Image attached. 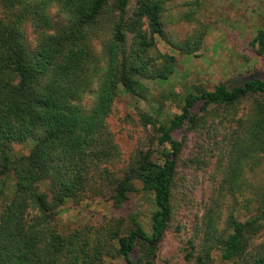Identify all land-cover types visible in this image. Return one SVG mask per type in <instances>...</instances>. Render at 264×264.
Instances as JSON below:
<instances>
[{
  "label": "trees",
  "instance_id": "1",
  "mask_svg": "<svg viewBox=\"0 0 264 264\" xmlns=\"http://www.w3.org/2000/svg\"><path fill=\"white\" fill-rule=\"evenodd\" d=\"M176 1L0 0V264H264V192L257 215L238 217L247 172L264 166L263 76L193 87L173 117L141 113L152 136L128 158L112 129L121 94L146 100V83L174 76L158 38L201 50L202 25L167 35ZM202 2L176 18L196 21ZM251 47L264 58V25ZM138 185L149 231L134 217L61 231L68 202L121 209Z\"/></svg>",
  "mask_w": 264,
  "mask_h": 264
},
{
  "label": "rangeland",
  "instance_id": "2",
  "mask_svg": "<svg viewBox=\"0 0 264 264\" xmlns=\"http://www.w3.org/2000/svg\"><path fill=\"white\" fill-rule=\"evenodd\" d=\"M186 0H178L172 5L171 22L167 27V35L174 41L182 42L199 26L206 27L207 33L201 50L196 55H186L174 50L165 40L158 38V48L163 53L177 58V69L165 82H148L150 95L141 100L129 94H121L114 106L110 118L116 138L128 158L140 144L152 136L140 123L141 113L157 115L164 118L180 113L182 98L193 87L201 86L213 90L221 83L238 78L264 77V58L258 56L251 42L258 30L264 25V0H202L196 21H181L179 13L190 9L185 6ZM193 9V8H192ZM29 36L32 38L31 32ZM30 145H16L13 155L27 154ZM251 201L242 203L238 217L242 221L250 220L257 215L262 206L261 198L264 187V166L253 172H247ZM131 194L124 207L116 208L109 200L86 201L79 206L68 202L59 216L62 232L80 228L87 224H99L105 219L124 217L130 224L136 218L147 231L150 230L152 199L141 190ZM259 195V196H258ZM214 264H230L223 262L215 254ZM106 264H125L122 259H107Z\"/></svg>",
  "mask_w": 264,
  "mask_h": 264
}]
</instances>
